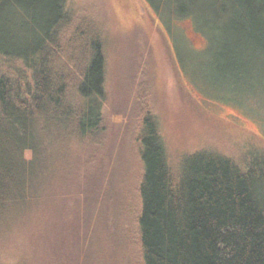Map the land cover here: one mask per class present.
Listing matches in <instances>:
<instances>
[{
	"label": "trees",
	"instance_id": "trees-1",
	"mask_svg": "<svg viewBox=\"0 0 264 264\" xmlns=\"http://www.w3.org/2000/svg\"><path fill=\"white\" fill-rule=\"evenodd\" d=\"M234 6L241 32L264 42V0ZM106 74L101 33L67 0H0V243L35 212L60 229L82 211L78 227L101 230L84 206L99 198L114 155L103 137ZM135 139L140 264H264V157L196 151L173 171L145 108Z\"/></svg>",
	"mask_w": 264,
	"mask_h": 264
},
{
	"label": "rangeland",
	"instance_id": "rangeland-1",
	"mask_svg": "<svg viewBox=\"0 0 264 264\" xmlns=\"http://www.w3.org/2000/svg\"><path fill=\"white\" fill-rule=\"evenodd\" d=\"M234 2L67 0L101 33L106 55L103 137L114 155L99 198L95 194L84 206L97 215L101 230L78 227L82 211L78 224L76 217L60 229L45 228L49 215L35 212L0 243V264H140L132 210L141 173L135 133L142 108L157 121L173 171L196 151L240 163L264 157V42L241 32ZM72 205L79 207H67ZM67 215L71 219L73 211ZM63 249L79 258L83 251L85 258L68 261Z\"/></svg>",
	"mask_w": 264,
	"mask_h": 264
}]
</instances>
